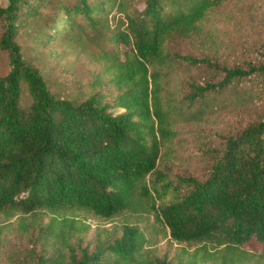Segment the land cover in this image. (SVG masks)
I'll return each mask as SVG.
<instances>
[{
  "label": "trees",
  "instance_id": "obj_1",
  "mask_svg": "<svg viewBox=\"0 0 264 264\" xmlns=\"http://www.w3.org/2000/svg\"><path fill=\"white\" fill-rule=\"evenodd\" d=\"M225 1L5 0L0 6L8 66L0 75V212L50 214L34 232L21 221L34 238L19 264H171L150 254L130 224L92 250L72 246L83 225L66 212L109 220L139 203L172 240L200 245L195 252L212 264L238 263L253 247L261 252L251 264H264V119L224 137L200 178L171 180L157 170L179 121L217 107L244 80L264 79V52L258 63L224 66L170 47ZM22 34H35L43 46L64 42L99 68L84 89L53 90L24 56ZM182 62L219 77L189 82L180 94L169 83ZM207 243L216 249L206 250Z\"/></svg>",
  "mask_w": 264,
  "mask_h": 264
},
{
  "label": "rangeland",
  "instance_id": "obj_2",
  "mask_svg": "<svg viewBox=\"0 0 264 264\" xmlns=\"http://www.w3.org/2000/svg\"><path fill=\"white\" fill-rule=\"evenodd\" d=\"M4 3L5 0H0V6ZM34 35L22 34L18 41L26 59L44 72L50 88L61 91L86 88L93 72L99 68L98 63L88 54L78 52L77 48L66 47L64 42L43 46ZM170 47L194 56L205 55L224 66L244 67L248 63H258L264 52V0H226L196 31L173 37ZM7 68V55L0 50V75ZM218 77L219 73L214 69L182 62L177 65L169 85L183 94L187 92L189 82L201 84ZM240 95L243 99L238 100ZM23 97L27 99L25 92ZM259 119H264V79L255 76L224 93L217 107L197 118L179 121L174 139L161 147L157 170L171 180L187 175L200 178L207 172L212 152L221 147L224 137ZM66 214H71L78 226L83 225L70 241L73 247L80 245L92 250L111 232L119 231L123 224H130L139 228L146 239L145 248L158 258L171 264H212L209 259H203L200 251L195 252L200 245L189 247L172 240L146 204L139 203L109 220L81 210ZM49 215L47 212H0V264H12L11 258L13 264H19V258L22 260L31 246L30 237L34 238V233L26 234L20 228L21 221L29 226L27 233L34 232L37 224L47 222ZM220 248L222 246L217 249ZM215 249L206 244V250L213 252ZM247 249L248 258L239 259L235 264H251L253 259H259V248ZM249 254H252L251 258Z\"/></svg>",
  "mask_w": 264,
  "mask_h": 264
}]
</instances>
